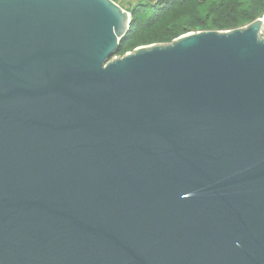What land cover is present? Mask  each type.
<instances>
[{"label":"water","instance_id":"obj_1","mask_svg":"<svg viewBox=\"0 0 264 264\" xmlns=\"http://www.w3.org/2000/svg\"><path fill=\"white\" fill-rule=\"evenodd\" d=\"M112 0H0V264H264V14L117 56Z\"/></svg>","mask_w":264,"mask_h":264},{"label":"trees","instance_id":"obj_2","mask_svg":"<svg viewBox=\"0 0 264 264\" xmlns=\"http://www.w3.org/2000/svg\"><path fill=\"white\" fill-rule=\"evenodd\" d=\"M125 10L130 26L117 56L141 46L167 44L191 32L245 26L263 16L264 0H135Z\"/></svg>","mask_w":264,"mask_h":264},{"label":"rangeland","instance_id":"obj_3","mask_svg":"<svg viewBox=\"0 0 264 264\" xmlns=\"http://www.w3.org/2000/svg\"><path fill=\"white\" fill-rule=\"evenodd\" d=\"M117 4L120 5L123 9H126L130 3L135 2V0H116Z\"/></svg>","mask_w":264,"mask_h":264}]
</instances>
